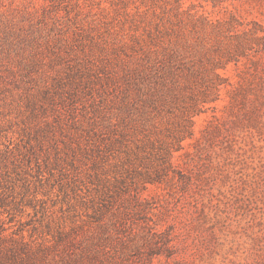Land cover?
I'll list each match as a JSON object with an SVG mask.
<instances>
[{
    "label": "rangeland",
    "instance_id": "rangeland-1",
    "mask_svg": "<svg viewBox=\"0 0 264 264\" xmlns=\"http://www.w3.org/2000/svg\"><path fill=\"white\" fill-rule=\"evenodd\" d=\"M119 205L147 264H264V0H0V262Z\"/></svg>",
    "mask_w": 264,
    "mask_h": 264
},
{
    "label": "trees",
    "instance_id": "trees-1",
    "mask_svg": "<svg viewBox=\"0 0 264 264\" xmlns=\"http://www.w3.org/2000/svg\"><path fill=\"white\" fill-rule=\"evenodd\" d=\"M134 199L136 203L141 201V197L136 196ZM137 213H141V210L133 212ZM131 214L129 207L117 206L107 222L97 220L98 225L88 237L87 245L85 243L78 251H66L57 255L52 259L53 264H147V257H143L141 245L132 243L130 238L136 235L138 228V223L131 220ZM140 228L147 235V219ZM150 232L152 237H162L159 231L151 229Z\"/></svg>",
    "mask_w": 264,
    "mask_h": 264
}]
</instances>
